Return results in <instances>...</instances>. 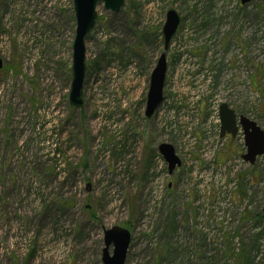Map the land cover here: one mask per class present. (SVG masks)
I'll list each match as a JSON object with an SVG mask.
<instances>
[{
    "label": "rangeland",
    "instance_id": "374dc122",
    "mask_svg": "<svg viewBox=\"0 0 264 264\" xmlns=\"http://www.w3.org/2000/svg\"><path fill=\"white\" fill-rule=\"evenodd\" d=\"M97 15L76 109L74 0H0V264H103L113 227L132 233L126 264H264V157L246 162L243 131L222 138L219 115L225 103L264 130V0H125ZM162 144L182 163L171 175Z\"/></svg>",
    "mask_w": 264,
    "mask_h": 264
},
{
    "label": "water",
    "instance_id": "95a60500",
    "mask_svg": "<svg viewBox=\"0 0 264 264\" xmlns=\"http://www.w3.org/2000/svg\"><path fill=\"white\" fill-rule=\"evenodd\" d=\"M253 0H241V4L248 5ZM103 4L105 9L114 13L120 12L124 7L125 0H74L76 17V38L73 46V80L69 94L70 105L76 109L84 106V80L86 77V38L97 24V9ZM181 22L178 13L171 10L167 13V20L163 28L165 49H169L170 42L177 33ZM3 62L0 59V69ZM168 64L166 53L159 58L157 65L152 72L150 88L148 92L145 116L151 119L163 102L165 81ZM221 137L231 135L235 138L242 127L245 136L247 154L243 156L246 162L254 165L258 157L264 156V130L254 121L245 116L238 117L228 104H222L220 108ZM159 152L168 164L171 175L176 168L181 166V160L176 155L175 149L170 144H162ZM264 217V216H263ZM132 244V233L122 227H113L104 232V249L102 254L103 264H126L128 253ZM111 249H113L111 251Z\"/></svg>",
    "mask_w": 264,
    "mask_h": 264
},
{
    "label": "trees",
    "instance_id": "16d2710c",
    "mask_svg": "<svg viewBox=\"0 0 264 264\" xmlns=\"http://www.w3.org/2000/svg\"><path fill=\"white\" fill-rule=\"evenodd\" d=\"M260 96L262 95V96H264V94H263V92L261 91V90H257L256 91Z\"/></svg>",
    "mask_w": 264,
    "mask_h": 264
},
{
    "label": "bare ground",
    "instance_id": "6f19581e",
    "mask_svg": "<svg viewBox=\"0 0 264 264\" xmlns=\"http://www.w3.org/2000/svg\"><path fill=\"white\" fill-rule=\"evenodd\" d=\"M127 78H128V77H127ZM127 78H126V79H127ZM138 94L140 95V94H141V91H139Z\"/></svg>",
    "mask_w": 264,
    "mask_h": 264
}]
</instances>
